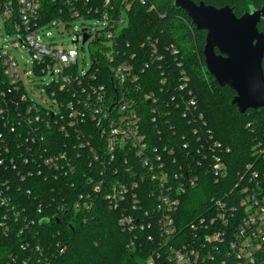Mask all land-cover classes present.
<instances>
[{"label":"built area","instance_id":"1","mask_svg":"<svg viewBox=\"0 0 264 264\" xmlns=\"http://www.w3.org/2000/svg\"><path fill=\"white\" fill-rule=\"evenodd\" d=\"M95 1L100 7L91 0H73L68 18L44 22L41 0H0V244L10 241L11 246V233L18 231L27 253L8 250L0 264H52L56 252L51 246L60 254L65 251L64 245L44 243L33 231L48 219L42 217L45 202L31 210L18 195L25 190L27 199L34 200L33 189L23 187L29 180L75 176L81 164L88 168L86 189L75 207L90 209L92 198L102 197L118 214L127 249L146 255L144 264H264V144L256 142L255 159L228 186L225 156L230 151L206 128L186 78L170 100L177 116L163 97L139 95L137 57L121 54L117 44L128 24L130 0ZM76 19H96L104 29H82L69 48L56 46L50 32L43 34L56 25L67 28ZM85 33V43L100 41V47L109 48L103 53L106 76L92 72V65L90 71L76 73V45ZM150 47L155 52V44ZM11 50L27 53L32 69H20ZM147 68L145 63L141 71ZM48 73L53 78L46 90L53 101L44 109L26 88L30 78ZM160 74L165 89L167 80ZM142 101L152 105L150 131ZM49 119L67 141L56 154L45 146L46 134L52 135ZM205 175L224 191L216 190L199 208L184 212L189 191L201 186Z\"/></svg>","mask_w":264,"mask_h":264},{"label":"trees","instance_id":"2","mask_svg":"<svg viewBox=\"0 0 264 264\" xmlns=\"http://www.w3.org/2000/svg\"><path fill=\"white\" fill-rule=\"evenodd\" d=\"M144 1L142 4L140 0H130L128 24L117 38L121 54H134L137 57L135 63L140 76L139 95L152 92L170 104L171 97L176 96L178 86L183 83L182 78H186V89L195 99L197 112L203 115L206 128L230 151L225 156V162L230 169L228 186H231L237 173L255 159L253 147L256 142L264 144V107L247 110L244 114L238 113L236 107L231 105L234 92L227 87L220 88L205 68L202 56L205 32L195 29L187 15L174 6V0ZM193 1H203L216 8L230 6L236 16L264 5V0ZM70 2L71 4H66V0H41V19L46 22L60 17L68 18L69 9L74 5L73 0ZM91 2L93 6L100 7L97 1ZM257 28L264 34V20L260 21ZM126 43L129 48L125 47ZM150 43L155 44V52H152ZM99 44L100 41L92 44L96 47L91 55L94 62L92 72L97 69L100 76H106L109 65L103 53L109 48L100 47ZM172 50L177 53L173 55ZM145 63L148 68L141 71ZM262 67L264 74V57ZM161 72H164L167 80L165 89L160 84ZM108 85L110 86L109 82ZM139 106L150 131L152 127L148 125V118L152 105L142 101ZM169 109L177 116L178 110L173 108V104L169 105ZM49 122L52 135L46 134L45 146L49 149V154H56L62 151L67 141L57 131L54 120L49 119ZM161 130L168 134L167 127L162 126ZM81 168L75 176L68 174L54 179L53 176L46 175V178L29 180L23 187L33 189V195L37 197L34 200L27 199L25 190L24 195H18L26 200L31 210L45 202L42 217L48 218L49 223L45 226L36 224L33 231L38 232L44 243H60L66 248L60 254L57 248L51 246L56 252V259L52 264H144L146 255L137 251L131 253L127 249V237L120 232L117 224L118 214L109 210L102 197L92 198L90 209L75 207L79 193L86 189L83 186V174L88 169L87 164H81ZM218 189L224 191L217 187L211 176L205 175L201 186L189 191L187 206H182L183 211L189 213L190 210L199 208ZM40 196H43L40 198L41 202L38 200ZM11 238V246L10 241L1 240L0 257H5L8 250L16 255L26 256L27 253L21 250L24 242L18 231H13Z\"/></svg>","mask_w":264,"mask_h":264},{"label":"water","instance_id":"3","mask_svg":"<svg viewBox=\"0 0 264 264\" xmlns=\"http://www.w3.org/2000/svg\"><path fill=\"white\" fill-rule=\"evenodd\" d=\"M198 31L205 32L204 65L220 88L234 92L231 105L238 113L264 107V34L257 25L264 20V5L236 16L230 6L216 8L203 1L174 0ZM84 31V30H83ZM88 39L82 36V45ZM49 223L40 221V226Z\"/></svg>","mask_w":264,"mask_h":264},{"label":"rangeland","instance_id":"4","mask_svg":"<svg viewBox=\"0 0 264 264\" xmlns=\"http://www.w3.org/2000/svg\"><path fill=\"white\" fill-rule=\"evenodd\" d=\"M161 1V0H160ZM88 28V30L92 33L94 31H103V23L96 19H76L74 20L70 26L64 28L60 25H56L55 27L43 30V34L50 32L51 33V41L56 44V46L69 48L72 46V40L75 37V34L79 33L82 29ZM44 39V37H43ZM7 41H12L10 38H6ZM77 47V64L75 66L76 73L82 74L90 71L92 65L91 55L96 51V47L91 44V40H89L84 45L81 44V36H79V42L76 45ZM13 56L19 62V68L23 69L26 67L31 70L32 66L30 63V56L23 52L17 50H11ZM53 76L50 74H44L42 76H34L29 79L28 85L29 88H26V91L35 103L40 106L47 107L52 103V99L49 96L46 85H48Z\"/></svg>","mask_w":264,"mask_h":264}]
</instances>
